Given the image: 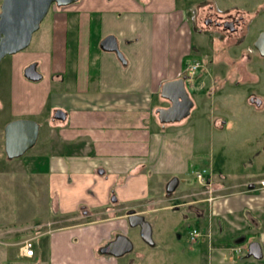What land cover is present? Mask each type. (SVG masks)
Listing matches in <instances>:
<instances>
[{
    "label": "crops",
    "instance_id": "crops-1",
    "mask_svg": "<svg viewBox=\"0 0 264 264\" xmlns=\"http://www.w3.org/2000/svg\"><path fill=\"white\" fill-rule=\"evenodd\" d=\"M155 1L78 0L63 6V11L53 13L49 23V54L44 53L41 58L39 56L40 60L33 61L37 63L39 73L41 62L50 69L53 80L64 81L66 78V81L64 85L54 87L50 84L45 89L38 86L44 90L40 101L38 105L34 103L26 107V112L16 113L12 105L15 85L25 83L20 67L11 66L5 72L6 90L0 97V110L6 109V102L9 103V111L4 116L3 125L12 118H29L31 114L40 117L48 112L43 119L46 151L39 157L44 161L48 184L50 188L56 185L53 176L57 171L60 173L57 177L65 179V182L69 183L67 177H72L70 187H80V194L69 196L72 188L61 186L67 193L63 198L66 200L64 209L74 210L80 202V209L95 210L84 200L83 189L91 191L96 188L98 192L93 194L91 203L99 202L101 197L108 205L114 195L126 198L142 192L147 177L152 175L168 176L169 180L177 177L179 183L180 179L185 180L186 175L195 179L194 170H208L204 166L196 167L192 159L193 155H202L201 150H195L199 127L194 121L205 118V102L200 101L198 106L195 103L190 113L178 121L161 123L157 116V108L170 105L168 99L160 94L161 85L184 72L182 58L194 50L190 48L193 37L182 25V8L174 6L173 10L154 12L151 6ZM260 2L255 3L259 6ZM70 31H73L71 34L75 39V58L68 61L66 37ZM108 34L116 37L122 59L113 51L95 47L92 38L98 36L100 42ZM157 36H161V48L157 45ZM215 44L218 47L222 45L220 42ZM40 74L46 77L44 71ZM157 95L160 104L154 108L155 125L150 119V111ZM199 106L204 109L198 110L199 114L194 116L193 112ZM54 109H61L64 119L53 118ZM192 114L197 118L193 122L186 121ZM215 120L219 125V118ZM202 123L206 127L205 119ZM219 175L220 184L224 182L227 185V177L222 172ZM235 186L238 189L240 183ZM236 190L207 202L212 206L213 222L244 234V242L239 243L244 254L243 263L264 264V187L245 186ZM199 207L204 210L201 205ZM114 208L107 206L100 210ZM92 212L95 215L93 221L47 233L51 236L50 264H120L122 260L102 255L104 253L99 251V247L123 229L121 225L126 214L104 218L96 216L101 211ZM37 226L35 224L33 229ZM9 231L10 228L3 231L2 237L9 236L5 234ZM39 233L43 235V232ZM252 241L260 245L259 258L246 255L247 244ZM0 243L4 247L1 249L2 257H13L19 261L28 258L20 256L19 240L11 237ZM231 245L230 251L234 246ZM10 246L15 248V252L8 250ZM9 251L12 253L8 257Z\"/></svg>",
    "mask_w": 264,
    "mask_h": 264
},
{
    "label": "rangeland",
    "instance_id": "rangeland-1",
    "mask_svg": "<svg viewBox=\"0 0 264 264\" xmlns=\"http://www.w3.org/2000/svg\"><path fill=\"white\" fill-rule=\"evenodd\" d=\"M240 1H247L246 7L251 13V19H253L255 26H257V28H263L264 30V3H260L259 6L255 3L261 0H239L237 2L234 0H219V3L222 5H230L233 2L240 4ZM173 3H175V5H172V0H156L151 6V10L159 13L169 10L170 8L173 10L174 6L176 9H181L189 4V2L184 4L181 0H174ZM63 9V6L52 5L42 20L39 29L32 34L29 45L14 54L5 56L0 62V97L3 90H6L5 72H7L11 66L20 67L21 76L25 81V83L15 85L14 87L12 105L13 111L16 113H20L21 111L26 112L25 108L31 107L34 103L38 105L41 98L40 96L42 92H44V90L42 91L38 86H42V88L45 89L46 86H49L50 84L54 87L65 84L66 78L64 81L53 80L50 69H47V67L45 68L44 63L42 64L41 62L38 65V69L40 73H43L44 71L46 77L42 76L40 80L31 81L23 74L25 66L33 60H40L44 53L49 54V48H51V32L49 29L50 18L53 13L61 12ZM72 32L70 31L66 37V45L68 47L66 57L68 61L75 58V39L71 34ZM157 39V45L161 48V36H157ZM202 39L203 38H201L200 35H193L194 43L196 42L197 44H200ZM252 39L253 37L251 39L247 38L245 43L241 45V48H246L247 45L250 46ZM92 40L97 48V46H99L98 36L92 38ZM202 45H204V43ZM250 47L253 48L252 46ZM71 48H73V53ZM253 57L254 55L252 58ZM196 59H189L187 62H184L186 65H184L185 70L183 73L189 72L190 70L188 68L190 64L196 62L195 65H201L200 67H202V71L198 78V81L201 82L203 80L202 75H204L206 71L204 66L200 64L202 61L199 62ZM248 63L252 62L246 61V66L252 70L253 67L248 66ZM262 63L264 66V60ZM262 72H264V67L262 68ZM255 73L256 71H254V74ZM236 78H238L237 75H230L225 84L227 92L222 96L211 94V92H206L205 94L203 92H196L197 90H192L195 83L188 82V86L191 84V88H188V91L194 95L196 106L200 104V101H204V106L206 108L205 112H207L205 118H194L196 113L199 114L198 112L200 111L198 110L204 109L202 106H199L193 112L194 116L193 114L190 115L186 118V121L193 122L197 118L194 121V123H198L199 127L196 135L197 140L195 150H201L202 155H193L192 159L196 167L204 166L211 171L208 184H206L205 179L199 183L195 182L196 178L194 179L192 176L186 175L185 180L181 181L180 179V182L175 186L172 192V197H168L165 192V184L169 180V177L152 175L147 177L142 192L140 191L138 194L126 198H117V196L114 195L115 200L108 202V205L105 201H102L101 197H99V202L91 203L93 194L98 192L96 188L91 189L92 192L83 189L82 195L84 200L95 209L89 211H94L95 213L101 211L96 216L105 218L111 217L113 214H126L128 213L129 210L127 209L129 208H154L156 211H151L145 214L146 219L152 220L154 215L156 222H154V220L153 222L162 225L163 217L170 218V221H168L169 224H172V222L179 218L180 214L176 211L171 212V210H184V202H191L194 205H201L205 210L204 222L201 221L196 224V227L199 229H204V224L206 225L207 223L208 225H211L214 221V218L211 215L212 206H209V203L207 202H210L215 197L222 194L234 192L237 189L235 186L237 182L240 183L238 189H244L247 183H249L250 186L248 185L246 187H255L256 189L263 188L264 81H253L249 84H242L241 86H231V81ZM262 78L264 79V75ZM195 79L196 75L193 76V80ZM207 85L209 86V84ZM207 89V87L203 86V91H206ZM211 89H213L212 85L210 87V90ZM247 92L257 93L262 101L261 105L250 102L246 97ZM164 103L165 102L162 104ZM159 104L160 98L159 95H157L153 98L152 110L150 111V119H152V122H154L155 125H157V122L155 119L154 108ZM4 107L6 109L2 111L0 110V242L3 239H9L11 237L12 239L19 240V242L24 239L32 238V244L35 251L32 257L23 258L20 261L15 260L13 257L5 258L1 255V249L4 247L0 243V264H23L32 261L40 262L41 264H50L49 244L51 236L47 233L54 229L86 222L94 219L95 215L89 216L88 218L83 217L82 212L80 211V202L76 204L74 210L64 209L66 206V200L63 198L67 193L61 186L70 187L72 184L71 176L67 177L68 181L71 182H69V184L68 182H65V179L57 177L60 173L54 171L53 180L56 185H54L53 188H50L48 184L49 176H47L44 171V161L39 158L42 155L44 156L46 151L43 135V119L48 112L40 117L34 114L29 115V119L37 121L40 125L36 143L23 155L12 159L7 158L3 150V131L6 124L4 123L3 125V119L5 115H8L9 103L5 102ZM22 115L28 114L22 113ZM216 118H219V125L217 120H215ZM13 119L15 120L17 118H12L11 120ZM203 119H205V124H207L206 127H204V124L202 123ZM219 172H222L227 177V185H224V182L222 184L223 186L220 184L221 176L219 175ZM178 177L180 178V176ZM70 188H72V191L69 193V196L78 193L80 194V187L76 186ZM238 189L236 191H238ZM107 206H114L118 210H100L105 209ZM122 206L125 207L121 209ZM149 206L151 207L149 208ZM35 224H38L39 228L33 229ZM201 224L203 225L199 226ZM28 225H30L29 228L19 229V227H25ZM158 225H156V227H159ZM121 227H123V229L118 231L126 235L132 241L134 248L131 252L118 258L119 260H122L120 264H123L125 259L129 256H132L135 259V264H143L144 259H142L141 255L138 256L137 252L141 253V251H144L145 245L140 239L137 226H130L126 218ZM9 228L11 231L5 233L9 236L2 237L4 234H2V232ZM39 232H43V235ZM233 233L234 232H232L228 226L224 228V237L226 240L230 239ZM8 250H13L12 252H15V248L12 246H10ZM12 252H8V257L11 256ZM238 254L230 251L228 246L223 252L216 253V256H224L226 264H245L241 261H236V263L233 262V258L235 257L236 259ZM250 264L253 263L251 262Z\"/></svg>",
    "mask_w": 264,
    "mask_h": 264
},
{
    "label": "flooded vegetation",
    "instance_id": "flooded-vegetation-1",
    "mask_svg": "<svg viewBox=\"0 0 264 264\" xmlns=\"http://www.w3.org/2000/svg\"><path fill=\"white\" fill-rule=\"evenodd\" d=\"M183 1L184 4L188 2L189 4L182 8V25H185L187 32L192 37L194 34H197L203 38L200 44L193 42L190 46L197 57H187L185 61L199 58L196 60L199 62L202 61L200 64L204 66L206 71L202 75L203 80L201 82L198 81L202 71V67L199 64L193 72H185L177 77H183L187 91L188 88H191V85L188 86V82H190L195 83L192 90H197L196 92H203L204 94L211 92V94L222 96L227 92L225 84L232 74L237 75L238 78L231 81V86H241L242 84H249L253 81H264L262 78L264 75V72H262V68L264 67L262 63L264 60V51L261 52L260 49L253 45L256 37L264 30L263 28H257L253 19L249 18L251 13L246 6H243L245 2L247 5V1H240L243 2L242 5L234 2L230 5H222L219 3V0ZM234 1L237 2L239 0ZM250 37H254L250 45L253 48L249 45L246 48H241L245 40ZM216 42H220L222 45L218 47L215 44ZM203 43L204 45H202ZM253 55L254 57L252 58ZM246 61L252 62L248 63V66L253 67L252 70L246 66ZM253 70L256 71L255 74ZM194 75H196L195 80H193ZM211 85L213 89L210 90ZM203 86L208 89L203 91ZM188 93L193 100L194 106V95L189 91ZM246 97L250 102L261 105L262 101L257 93L247 92ZM248 185L249 183L246 184V186ZM172 192L169 194L166 193V195L172 197ZM183 206L185 208L184 210H171V212L176 211L180 214L176 221L169 224L168 221H170V218L163 217L162 225L154 223L156 222L154 215L152 220L146 219L145 214L156 211L154 208L127 209L129 210L128 213L133 211L139 214L142 217L141 219L147 223L146 229L149 231L145 232V239L140 238L145 245V249L138 254V256L141 255L142 259H144L143 264H226L224 256H216V253L223 252L229 246V243L234 245H231L232 247L239 246V243L245 240L244 234L242 232H234L230 239L226 240L224 237V227L223 225H219L217 221L212 222L211 225L206 223V225L204 224V229H199L196 227V224L201 221L203 222L205 219V210H201L199 206L191 202H184ZM112 210L118 209L114 208ZM80 211L85 218L93 215V212H90L86 208H81ZM93 220L91 219L82 223H88ZM156 225L159 227H156ZM193 226L199 230V235L196 237L190 235V228ZM137 228L139 232V226ZM120 233L116 232L111 239L104 242L99 247V251L101 252ZM133 248L134 246H132L129 252ZM231 251L235 254L241 252L235 249ZM106 255L116 259L124 256V254L119 257L109 254ZM243 258L244 254L240 253L236 259L235 257L233 258V262H242ZM123 264H135V259L129 256Z\"/></svg>",
    "mask_w": 264,
    "mask_h": 264
},
{
    "label": "water",
    "instance_id": "water-1",
    "mask_svg": "<svg viewBox=\"0 0 264 264\" xmlns=\"http://www.w3.org/2000/svg\"><path fill=\"white\" fill-rule=\"evenodd\" d=\"M78 0H2L0 4V62L7 56L26 48L32 38V34L39 29L40 24L47 14L50 6H66ZM253 45L264 51V31L253 42ZM99 46L102 50L113 51L122 59L116 37L112 34L104 36ZM37 63L32 62L23 69L24 76L29 80H39L41 74L36 69ZM160 94L168 99V107L156 109L158 119L161 123L174 122L182 119L190 113L193 100L184 85L183 77L166 80L161 85ZM258 102L257 100H255ZM52 117L64 119V112L55 109ZM39 123L29 118H17L9 121L4 126V151L7 158L12 159L23 155L31 148L38 137ZM101 173L103 170H100ZM178 183L177 177H172L166 184L165 190L169 194ZM250 186V185H249ZM112 201L115 196H112ZM130 226H139V235L145 239L147 223L135 212H129L126 216ZM132 241L124 234H118L101 253L119 257L132 249ZM247 256L259 258L261 255L260 245L257 241L247 244ZM31 264H41L35 262Z\"/></svg>",
    "mask_w": 264,
    "mask_h": 264
},
{
    "label": "built area",
    "instance_id": "built-area-1",
    "mask_svg": "<svg viewBox=\"0 0 264 264\" xmlns=\"http://www.w3.org/2000/svg\"><path fill=\"white\" fill-rule=\"evenodd\" d=\"M195 63L196 62L190 64L188 69L189 70L195 69L197 67V64L195 65ZM193 174L199 183H201L203 179H205L206 184H208V182L210 181L209 177L211 174L204 168L194 170ZM190 235L192 237L198 236L199 230L196 227H192L190 229ZM19 254L20 256H23V257H32L34 255L33 244L29 238L24 239L22 242H20Z\"/></svg>",
    "mask_w": 264,
    "mask_h": 264
},
{
    "label": "trees",
    "instance_id": "trees-1",
    "mask_svg": "<svg viewBox=\"0 0 264 264\" xmlns=\"http://www.w3.org/2000/svg\"><path fill=\"white\" fill-rule=\"evenodd\" d=\"M187 57H197V56H196L195 53H193V51H192L190 54H188L187 56H184V57L182 58V63H183V65H185L184 62H185V59H186ZM29 263H34V261L29 262Z\"/></svg>",
    "mask_w": 264,
    "mask_h": 264
}]
</instances>
